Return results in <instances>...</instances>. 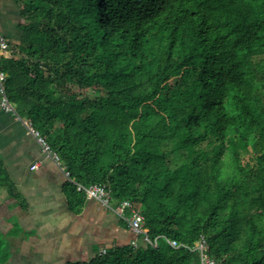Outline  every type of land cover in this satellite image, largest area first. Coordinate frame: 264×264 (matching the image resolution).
Masks as SVG:
<instances>
[{
  "label": "trees",
  "instance_id": "1",
  "mask_svg": "<svg viewBox=\"0 0 264 264\" xmlns=\"http://www.w3.org/2000/svg\"><path fill=\"white\" fill-rule=\"evenodd\" d=\"M15 1L5 92L67 173L69 208L104 185L156 241L67 264H198L163 237L264 264V0Z\"/></svg>",
  "mask_w": 264,
  "mask_h": 264
},
{
  "label": "crops",
  "instance_id": "2",
  "mask_svg": "<svg viewBox=\"0 0 264 264\" xmlns=\"http://www.w3.org/2000/svg\"><path fill=\"white\" fill-rule=\"evenodd\" d=\"M21 8L15 0H0V32L15 57ZM40 147L24 119L0 108V161L12 183L0 188V253L7 254L0 264L87 261L95 250L130 243L135 234L96 200L86 199L78 213L71 211L63 170Z\"/></svg>",
  "mask_w": 264,
  "mask_h": 264
},
{
  "label": "built area",
  "instance_id": "3",
  "mask_svg": "<svg viewBox=\"0 0 264 264\" xmlns=\"http://www.w3.org/2000/svg\"><path fill=\"white\" fill-rule=\"evenodd\" d=\"M15 57L13 51L6 38L0 32V64L3 58ZM19 57V56H16ZM5 80L6 74L1 70L0 67V108L10 114H13L17 119L20 117L16 114L13 104L7 98L5 92ZM26 127L30 133L38 139L43 151L52 159L54 163L59 166L57 156L49 152L48 146L44 141L37 136V133L30 127V125L25 121ZM35 167V166H33ZM60 167V166H59ZM63 170V169H61ZM64 175L67 173L63 171ZM78 190H82L85 193L87 199H94L99 202L106 210L113 213L119 220L124 222L127 228L135 234V238L130 242L131 245L137 246L141 245L145 247L146 245L156 246V241L151 242L147 237L148 229L143 225V216L139 212L135 203L130 200H123L115 206L110 203L109 192L104 185H91L84 187L82 185H77ZM169 246L173 248L183 247L198 255V264H216L208 255V247L205 239L200 237L191 246L178 243L175 240L167 239L163 237ZM105 251L101 250L99 254H103Z\"/></svg>",
  "mask_w": 264,
  "mask_h": 264
},
{
  "label": "rangeland",
  "instance_id": "4",
  "mask_svg": "<svg viewBox=\"0 0 264 264\" xmlns=\"http://www.w3.org/2000/svg\"><path fill=\"white\" fill-rule=\"evenodd\" d=\"M40 148H41V147H40ZM53 164L55 165V163H54V162H53ZM100 208L102 209L103 207L101 206ZM101 209H100V210H101ZM104 212H105L106 214H108L110 211H108V210H105ZM105 246H106V245H105Z\"/></svg>",
  "mask_w": 264,
  "mask_h": 264
}]
</instances>
